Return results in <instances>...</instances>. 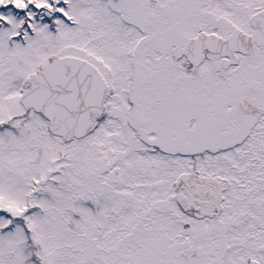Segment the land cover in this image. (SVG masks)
I'll return each instance as SVG.
<instances>
[{"label": "snow or ice", "instance_id": "6c2138e0", "mask_svg": "<svg viewBox=\"0 0 264 264\" xmlns=\"http://www.w3.org/2000/svg\"><path fill=\"white\" fill-rule=\"evenodd\" d=\"M0 264H264V0H0Z\"/></svg>", "mask_w": 264, "mask_h": 264}]
</instances>
